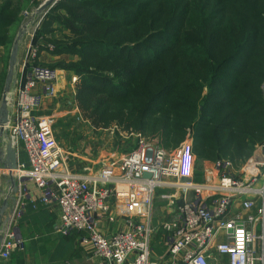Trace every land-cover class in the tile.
<instances>
[{
	"label": "trees",
	"instance_id": "obj_1",
	"mask_svg": "<svg viewBox=\"0 0 264 264\" xmlns=\"http://www.w3.org/2000/svg\"><path fill=\"white\" fill-rule=\"evenodd\" d=\"M32 4L0 0V48L9 57L12 30ZM39 41V58H75L48 66L78 77L74 99L95 130L117 123L159 136L163 148L189 131L198 160L235 166L264 142V0H62ZM74 121L58 122V140L77 132Z\"/></svg>",
	"mask_w": 264,
	"mask_h": 264
},
{
	"label": "built area",
	"instance_id": "obj_2",
	"mask_svg": "<svg viewBox=\"0 0 264 264\" xmlns=\"http://www.w3.org/2000/svg\"><path fill=\"white\" fill-rule=\"evenodd\" d=\"M44 3L27 22L24 56L17 66L5 126L12 146L23 148L28 167L20 165L12 172L17 193L2 233L0 260L23 249L18 226L27 207H36L28 201L29 183L40 191L42 204L54 203L61 209L58 232L77 233L80 244L108 264H210L213 251L227 257L229 264H264V144L257 149L261 159L248 163L243 179L234 173L231 162L217 161L204 171L203 182H195L191 133L174 151L140 141L130 152L109 153L95 164L76 167L77 172L71 169L76 153L58 142L56 116L41 113L56 98L60 75L59 69L40 62L41 42H35L49 13L48 8L38 14ZM159 189L172 192L163 195L171 215L162 225L164 263L153 258ZM118 218L124 227L107 238L100 222L113 224ZM219 235L225 238L221 243Z\"/></svg>",
	"mask_w": 264,
	"mask_h": 264
},
{
	"label": "crops",
	"instance_id": "obj_3",
	"mask_svg": "<svg viewBox=\"0 0 264 264\" xmlns=\"http://www.w3.org/2000/svg\"><path fill=\"white\" fill-rule=\"evenodd\" d=\"M10 58V57H9ZM49 60V56L46 55L44 52L42 53V56L40 58V62H46ZM47 65V64H46ZM61 71L59 75V79L56 83V89L60 90L65 86V83H61ZM71 87L72 93L75 94V87ZM59 92L55 99L49 101L45 104L42 114L45 115H55L57 116H72L77 118V120L80 117L79 109L77 105L75 104L72 108L73 110H66V108H71V102L70 101H63L64 102V112L61 114L54 113L56 104L58 103L59 99ZM71 108V109H72ZM52 111V113L50 112ZM10 117V115H9ZM82 117H80V120ZM55 127V126H54ZM2 140V139H1ZM58 140V139H57ZM58 142L67 150L75 151L76 156L78 158L73 159V162H71L70 166L73 171H79L76 170V167H85L90 166L91 163L95 164L98 159L105 158L106 154H101L98 158L89 159L85 156L79 155L76 150H72L69 148V145L63 143V141L58 140ZM4 142L0 141V151H3L4 149ZM137 145V144H136ZM152 145L158 146L164 150H167L166 148H163L160 141L152 142ZM259 145L254 149L251 156L245 160V162L241 166H235L233 162L229 160H223V161H229L231 162L234 173L235 169L240 170V173L242 174L241 179L244 178V171L248 167V163L252 160H259L261 159V156L258 154ZM16 152V167L20 165H25L28 167V161L27 156L23 150L22 147L14 148ZM98 151L97 149H94ZM128 151H121L116 153H126ZM107 153V152H106ZM98 154V152H97ZM109 153H107L108 155ZM3 159V158H1ZM216 162L211 161H203L201 165H199V170L197 171V167L195 166V182L201 183L203 182L204 178V171L207 168H211L212 165ZM203 165V166H202ZM3 162H0V226L3 224L7 218V212H9L14 204V200L7 201L8 202V208L5 210V212L1 213L3 206L5 205V201L7 199L8 193L10 191V188L12 186V183L8 176V171L4 170L2 168ZM99 166L96 165V169H98ZM2 171V172H1ZM238 174V173H236ZM15 178V176H13ZM16 182V192L12 195L13 199L15 198V194L17 193V181ZM28 189V201L33 202L36 204V207H33V204H30L20 223L18 226V235L21 238L23 242V249L16 251L12 254V256L8 260H0V264H108L106 260L103 258L93 255L88 251L85 247H83L79 240H78V234H73L69 236H64L58 232V227L60 225L61 220V209L56 204H42L40 202L41 193L38 191L33 184H27ZM169 193H172L171 190H163L159 189L157 191V197L155 201V210H154V218L153 223L155 227V234L153 238V250L155 252L154 242L158 238L161 239L160 244L163 245V234L164 230L162 228L163 223L171 216L170 211L168 208V200L163 198V195H168ZM114 204V203H113ZM116 205V204H115ZM257 206H259L257 204ZM115 207L112 208L114 210ZM256 211V209H255ZM255 213V212H254ZM124 227V221L120 218H118L116 223H108L106 220L101 221L99 224L100 230L103 232V234L110 238L114 233L119 231ZM75 235V236H74ZM217 242H223L224 236L219 235ZM2 242V241H1ZM1 245V243H0ZM161 250L165 254H161V252H158L156 254L158 257L156 258L155 253L153 254V258L158 261V263H164L166 262V259L161 258L162 255H166V247L165 245L161 246ZM160 251V250H159ZM163 259L164 261L160 260ZM210 264H229L228 259L225 256L217 255L215 251H213L210 254Z\"/></svg>",
	"mask_w": 264,
	"mask_h": 264
},
{
	"label": "rangeland",
	"instance_id": "obj_4",
	"mask_svg": "<svg viewBox=\"0 0 264 264\" xmlns=\"http://www.w3.org/2000/svg\"><path fill=\"white\" fill-rule=\"evenodd\" d=\"M45 1L47 2L48 0H34L35 4L34 5L32 4L33 7L31 6L30 11L28 10V11H25L24 13H22V15H21L22 16V22L20 23L19 27H17L16 29L14 28L12 30V35L14 37L12 39L11 47L13 46L15 37H16L19 29L21 28V26L25 25L28 21H31V18H29L30 14L33 12V10L35 8H37L42 2L44 3ZM56 3H59V2L55 1V3L52 4L54 6L48 7L49 11L55 7ZM47 9L44 11L47 12ZM64 35H65L64 32L63 33L58 32L56 34V37L58 39H63ZM24 40H25V38H24ZM11 47H10V49H11ZM23 56H24V51H23V47H22L20 50V53H19V58H18L19 62L21 61ZM41 56H42V53H41ZM48 56H49V60H47L46 62H43L44 64H47V65L58 63L61 60H64L67 63L75 60V58L71 57L69 54H63L60 56H52V55L51 56L48 55ZM8 65H9V55L7 54L6 50H4L3 48H0V104H1V98L3 95L5 80H6V77L8 74ZM60 71L62 72L61 73V80H62L61 83L62 84L65 83V86L63 88H61L60 90L58 89V91H60L59 92V99H58L59 101L56 104V107L54 110V113H56V114H60V113L62 114L64 112L65 106H64L63 101H70L72 104L71 108L76 104L75 99H74L75 94L72 93L71 87L72 86L75 87L76 83L79 80L78 77L75 75H71L69 73H66L63 70H60ZM17 72H18V70H17ZM71 108H66V110H73V108L72 109ZM50 112L52 113V111H50ZM71 117L72 116H61V117L57 116L55 119V128L58 129L56 126L61 119L71 120ZM71 127H73L74 130L77 132H72L68 128L67 129V132L69 134L68 140H61V141H63V143L66 144L67 146L69 145L70 149L76 150L79 155L85 156L89 159H94L95 157L98 158L101 154L121 152L124 150L126 151L128 147L125 144V142L129 141V140L132 141L133 144H138V142H140V141H146L148 143L160 141V143L162 144V139L159 136H154V135L146 136V135H143L142 133H130L129 131L126 132V131H124V128L121 127L120 125H118L117 123H110V125H108L107 128L105 127V128L95 130L92 128L90 123L85 122L83 119L82 120L78 119V121H74V124H72ZM62 133H63V131H60V129L57 130L58 135H60ZM188 136H189V131H186V134H185L183 140L185 141V139ZM181 144L176 148H173V147L167 148L164 145L163 146H164V148L167 149V151H174L177 148H179L181 146ZM263 144H264V142L262 144H260L259 146H262ZM94 149H97L98 151H96ZM97 152H98V154H97ZM195 158H196V161H195L196 164L195 165H196L197 171H198L199 165H201V163H203V161L198 160L196 156H195ZM240 171H241V169L240 170L235 169V172L238 173L240 176H242ZM160 241H161V239L158 238L156 240V242H154V247L156 249L154 253H155L156 258L158 257L156 255V254H158V252H161V254H165L161 250L162 247L160 248V245H161ZM161 246H163V245H161ZM161 258H164V260H165V259H167V255H162ZM161 258H160V260L164 261Z\"/></svg>",
	"mask_w": 264,
	"mask_h": 264
},
{
	"label": "water",
	"instance_id": "obj_5",
	"mask_svg": "<svg viewBox=\"0 0 264 264\" xmlns=\"http://www.w3.org/2000/svg\"><path fill=\"white\" fill-rule=\"evenodd\" d=\"M55 1L60 2L62 0H48L44 3L43 7L38 11V14L40 15L41 12L46 10L48 7H50ZM30 23V21H29ZM29 23L22 25L19 29L13 46L11 47L10 51V58H9V65H8V74L5 80L3 95L1 98V104H0V141L2 143L4 142V150L0 151V162H3L2 168L6 171H8L9 179L12 183V186L10 188V191L8 193L7 199L5 201V205L3 206V209L1 213L5 212L8 208V202L14 200L12 195L16 192V182L15 178L13 177V171L16 170V152L14 147L12 146V143L10 139L7 136L5 126L9 122V115L11 112V99L13 98L14 91H15V85H16V79H17V66L19 63V53L22 48V44L27 32V26ZM2 139V140H1ZM3 158V159H1ZM188 181V180H184ZM8 214L7 212V218L3 224L0 226V243L2 241V233L4 231V228L6 226L7 220H8Z\"/></svg>",
	"mask_w": 264,
	"mask_h": 264
}]
</instances>
